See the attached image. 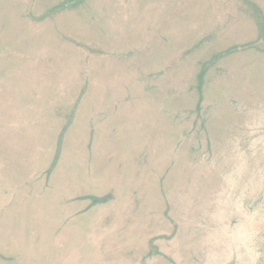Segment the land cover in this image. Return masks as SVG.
Here are the masks:
<instances>
[{
	"label": "rangeland",
	"instance_id": "1",
	"mask_svg": "<svg viewBox=\"0 0 264 264\" xmlns=\"http://www.w3.org/2000/svg\"><path fill=\"white\" fill-rule=\"evenodd\" d=\"M0 264H264V0H0Z\"/></svg>",
	"mask_w": 264,
	"mask_h": 264
},
{
	"label": "trees",
	"instance_id": "2",
	"mask_svg": "<svg viewBox=\"0 0 264 264\" xmlns=\"http://www.w3.org/2000/svg\"><path fill=\"white\" fill-rule=\"evenodd\" d=\"M86 197L89 198L92 203H95L97 201H103V198H97L95 196H86Z\"/></svg>",
	"mask_w": 264,
	"mask_h": 264
}]
</instances>
